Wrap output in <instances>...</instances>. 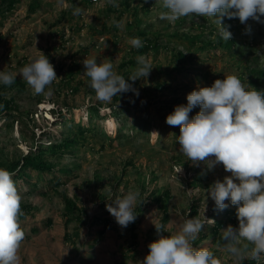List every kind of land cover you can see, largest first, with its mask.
Masks as SVG:
<instances>
[{
    "label": "rangeland",
    "instance_id": "rangeland-1",
    "mask_svg": "<svg viewBox=\"0 0 264 264\" xmlns=\"http://www.w3.org/2000/svg\"><path fill=\"white\" fill-rule=\"evenodd\" d=\"M125 1L116 0L118 7L106 0L81 7L82 0H18L11 9L0 12V71L18 72L39 50L54 65L59 78L50 86L51 96L34 94L27 83L23 90L8 88L7 94L14 93L17 107L11 115L0 118V168L6 169L11 156L61 139V134L49 136L46 132L55 122L51 108H71L79 120L83 111H76L80 108L96 103L104 110L112 104L122 113L120 127L115 123L113 130L127 135L119 137L114 132L110 136H78L60 156L45 153L56 164L55 170L45 172V179L34 170L30 182L16 183L21 205L28 206L20 217L25 232L19 250L21 264H140L149 252L148 245L158 239L156 224L164 225L165 234H171L187 218L216 221L217 217L233 215L236 206L226 201L228 207L216 211L207 193L216 179L223 180L230 173L222 165L212 171L203 162L194 166L179 152V126H169L166 117L176 105L187 104L186 96L192 90L210 87L225 75L234 74L246 86L251 85L243 67L237 65L240 56L219 47L209 48L176 69L178 62L172 59L173 51L191 48L187 33L197 32L199 23H209L213 18L188 15L173 26L159 18L164 11L161 0H129V5ZM75 7L83 9V13L73 15ZM236 22L237 38L250 42L253 50L242 56L244 62L258 61L264 68V24L253 20L247 24ZM117 23L122 27H117ZM247 25L252 27L250 34L246 32ZM136 26L149 36L160 33L158 38L151 36L157 40V47L135 54L130 39L138 37L143 42ZM133 55V63L123 68L120 62ZM140 56L149 60L153 69L147 80L129 81L139 96L129 91L113 97L110 103L98 101L89 86L90 78L84 74L83 60L95 57L98 63L110 61L123 76V70L135 72ZM199 110L193 108L189 118ZM87 118L99 122L104 129L110 125L108 120L91 114ZM67 128L66 123L60 124L64 134L68 133ZM62 164L70 171H61ZM54 175H60L59 184L51 180ZM198 176L200 179H196ZM129 191L140 192L135 208L137 218L127 228H121L106 205ZM65 195L75 201L71 213L66 212ZM193 204L196 211L191 215ZM106 223L105 231L100 232ZM210 225H204L194 247H206L223 264H234L228 254L220 251L222 243L214 239L219 235L209 229ZM228 225L237 227L238 221L236 225L224 223L220 231ZM202 233L207 236L201 238ZM246 263L247 260L242 262Z\"/></svg>",
    "mask_w": 264,
    "mask_h": 264
},
{
    "label": "clouds",
    "instance_id": "clouds-1",
    "mask_svg": "<svg viewBox=\"0 0 264 264\" xmlns=\"http://www.w3.org/2000/svg\"><path fill=\"white\" fill-rule=\"evenodd\" d=\"M106 2L118 7L116 0ZM161 7L164 11L159 18L173 26L188 15L213 18L224 41L232 37L230 26L223 24L224 17L238 18L242 24L249 20L264 24V0H161ZM83 11L75 7L73 15H81ZM116 26L122 27L119 23ZM246 32L251 33L250 26ZM129 42L135 48L143 47L138 37ZM137 62L139 67L128 78L133 83L147 80L153 69L143 56ZM83 65L98 101L110 103L113 97L129 91L139 96L133 84L114 70L112 62L98 63L93 57L85 58ZM18 76L34 94L45 96L52 95L50 86L59 79L54 65L39 50L18 72L0 71V83L11 86ZM186 99V105H176L166 117L169 126H179V152L194 166L203 162L212 171L222 165L230 173L223 180L216 179L207 189L215 210L226 209V201L236 206L238 226L228 225L221 230L220 251L228 254L234 264L248 259L260 261L264 259V90L246 86L236 75L228 74L224 79H216L210 87L192 90ZM195 107H199V112L189 118ZM13 175L0 168V264H21L19 250L25 239L20 223L22 196ZM139 197V191H129L106 205L121 228L136 220ZM207 222L215 223L206 218L203 221L187 218L171 234H165L164 225L156 224L158 239L148 245L149 252L140 264H223L210 249L194 247L193 242Z\"/></svg>",
    "mask_w": 264,
    "mask_h": 264
},
{
    "label": "trees",
    "instance_id": "trees-1",
    "mask_svg": "<svg viewBox=\"0 0 264 264\" xmlns=\"http://www.w3.org/2000/svg\"><path fill=\"white\" fill-rule=\"evenodd\" d=\"M18 0H0V12L8 11L11 9L15 3ZM92 1V0H88ZM127 5L130 4L129 0L125 1ZM146 6L149 5V3L145 4ZM144 5V6H145ZM109 8H111L109 6ZM264 19V18H263ZM239 21L238 18H232L229 19L227 17L223 18V24L225 26H230L228 30L232 33V37L228 41H224L219 36V26L214 22L213 19L209 21V23H199L198 27L199 30L197 32H189L187 33L188 38V44L191 43L192 47L189 48L188 46L184 49L177 48L172 53V59L176 60L175 68L179 69V64L189 61L193 58H195L196 53L198 52H205L209 48H220L223 50H226L229 53H232L233 55L240 56V59L238 60V67H243L242 71L243 73H247L248 75V81L250 82L251 86L257 90H264V68L261 67L258 64V61H256L254 64H247L244 62V59L242 58L243 55L246 54H252V46L249 43H244L240 38H237L235 34L236 30V24ZM240 22V21H239ZM262 25V23H260ZM249 25H247L248 27ZM138 29V33H141L143 35V47L141 48H135L133 47V52L136 54L139 51L147 50L150 47L155 48L157 47V40H152L151 36L147 33L146 30L140 29V26H136ZM139 27V28H138ZM252 28V27H251ZM137 33V32H136ZM160 33L155 34L153 37L158 38ZM133 36H136L133 34ZM134 56H130L120 62V65L125 68L128 64L133 63ZM257 55L255 56V59H257ZM74 66V65H72ZM122 75L126 80L132 75L131 72L127 70L122 71ZM205 75V74H203ZM130 80H128L129 82ZM25 81L22 79H16V81L11 85L7 86L4 84H1V90H0V118L5 115H11L12 109L16 108V102H15V95L14 93L7 94L8 88L12 89L16 87L18 90L25 89ZM161 84V83H160ZM159 84V85H160ZM263 85V86H262ZM102 105L99 104H91L88 106H85L83 108H80L76 112L83 111L79 114V120L74 118L75 110L71 108L62 109V108H51L52 112L50 115L55 120L54 123L50 124L46 132L49 136H53L55 134H61V139L59 141H55L50 143L47 146L37 145V147L26 154L21 155H14L8 158V162L6 163V169L13 173V180L16 183H25L31 181L32 171L36 170L39 175H42L45 179V172L46 171H53L56 169L55 161L48 158L49 155L46 156L45 153L58 155L60 156L62 154V151L66 147H71L77 140L78 136H85L88 133L94 134V133H102L104 136H110L111 133H114L119 137H125L127 136L125 132L120 131L117 132L116 129L113 130L115 126H113L115 123L119 126V121H121L122 113L117 107H113L112 104L108 107V109L103 110ZM95 111V112H94ZM87 114H91L92 116H95L99 120H108L109 121V127L104 129L100 126L99 122L95 123L91 119L87 118ZM66 123L68 125L67 128V134H64L63 130L60 129V124ZM113 126V127H112ZM72 127V128H69ZM120 127V126H119ZM35 133V132H34ZM45 131L40 135V138L44 137ZM63 172H69L70 168L66 165L62 164L59 168ZM199 169V168H198ZM60 175H54L52 177V181L59 184L60 181ZM196 179H200V177H196ZM47 182H49V179H46ZM198 181V180H197ZM168 192H165V195L168 196ZM65 204H66V212L71 213L74 210L75 201L68 195H65L64 197ZM215 206V205H214ZM23 215L25 213V210L28 209L27 205L22 204L21 205ZM163 208H166L165 204H162ZM196 211V206L194 204L190 208V214H194ZM217 211V210H216ZM228 211L226 210L225 213ZM233 215H236V207L232 209ZM221 215V214H220ZM222 218V216L217 217L214 224L209 226V229L215 233H218V237L214 238L216 242L222 243L221 240V231L220 228L224 223L232 222L233 225H236L237 218L235 216ZM47 223H51V218L49 217L47 220ZM106 226H108V223H106L102 228H100V232H104ZM207 236V233L200 234V237L203 238ZM264 261L260 260H252L248 259L246 264H263Z\"/></svg>",
    "mask_w": 264,
    "mask_h": 264
},
{
    "label": "crops",
    "instance_id": "crops-1",
    "mask_svg": "<svg viewBox=\"0 0 264 264\" xmlns=\"http://www.w3.org/2000/svg\"><path fill=\"white\" fill-rule=\"evenodd\" d=\"M85 3H97V1L96 2H93V1H89L88 2V0H82V2L80 3V6L81 7H85ZM63 14L65 13V11L63 10V12H62Z\"/></svg>",
    "mask_w": 264,
    "mask_h": 264
},
{
    "label": "built area",
    "instance_id": "built-area-1",
    "mask_svg": "<svg viewBox=\"0 0 264 264\" xmlns=\"http://www.w3.org/2000/svg\"><path fill=\"white\" fill-rule=\"evenodd\" d=\"M94 1H97V0H94Z\"/></svg>",
    "mask_w": 264,
    "mask_h": 264
}]
</instances>
